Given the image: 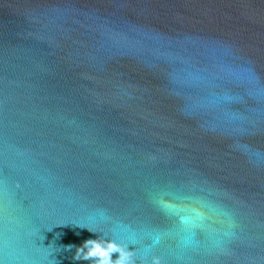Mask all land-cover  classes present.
Wrapping results in <instances>:
<instances>
[{
	"label": "water",
	"instance_id": "95a60500",
	"mask_svg": "<svg viewBox=\"0 0 264 264\" xmlns=\"http://www.w3.org/2000/svg\"><path fill=\"white\" fill-rule=\"evenodd\" d=\"M90 239L264 264V0H0V261Z\"/></svg>",
	"mask_w": 264,
	"mask_h": 264
},
{
	"label": "clouds",
	"instance_id": "9594fccd",
	"mask_svg": "<svg viewBox=\"0 0 264 264\" xmlns=\"http://www.w3.org/2000/svg\"><path fill=\"white\" fill-rule=\"evenodd\" d=\"M128 247L129 245H122L115 240L90 239L77 250L75 259L88 261L89 264H162L161 258L155 255L149 260V256L145 254L138 260V253L129 251ZM151 247L148 246L149 251ZM114 253H119V258L115 261L112 259ZM0 264L3 262L0 261Z\"/></svg>",
	"mask_w": 264,
	"mask_h": 264
}]
</instances>
